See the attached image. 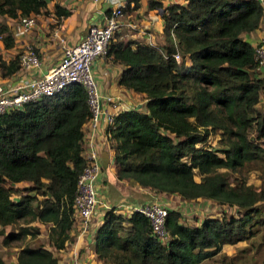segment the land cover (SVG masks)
<instances>
[{
  "label": "trees",
  "instance_id": "obj_1",
  "mask_svg": "<svg viewBox=\"0 0 264 264\" xmlns=\"http://www.w3.org/2000/svg\"><path fill=\"white\" fill-rule=\"evenodd\" d=\"M137 1L132 0L133 8ZM147 7L161 4L147 0ZM44 8L45 0H0V15L16 21ZM68 13L53 5L54 17ZM261 16L260 0H186L163 8L162 45L116 36L109 43L105 56L122 65L117 83L144 97L143 105L117 111L107 128L115 178H131L185 201L210 199L233 206L235 214L190 225L179 221V211L168 209L169 239L162 245L148 234L141 213L122 216L109 209L92 232L96 257L110 264H197L223 244L253 234L256 202L264 200V112L254 106L261 81L254 78L253 46L240 33L256 29ZM0 41L4 48L14 44L3 21ZM174 51L178 60L170 56ZM18 68L17 54L0 58L1 77ZM88 117L85 93L75 82L0 115V226L17 224L0 234L3 245L21 240L17 264H59L50 249L23 241L40 231L31 222L46 226L47 243L55 251L71 239L72 197L84 164L82 126ZM216 130L217 146L207 144ZM252 169L261 173L257 187L244 175ZM17 182L27 185L17 188ZM0 264H6L1 255Z\"/></svg>",
  "mask_w": 264,
  "mask_h": 264
},
{
  "label": "crops",
  "instance_id": "obj_2",
  "mask_svg": "<svg viewBox=\"0 0 264 264\" xmlns=\"http://www.w3.org/2000/svg\"><path fill=\"white\" fill-rule=\"evenodd\" d=\"M126 1L127 0H97V2L91 0H45V8L43 11L33 15L35 17L36 26L27 30L25 33L14 30V26L17 22L16 19L0 15V21L5 22L9 26L14 40V44L10 48H4L0 41V58L7 61L20 51L23 44H32L38 50L41 58V66L38 69L31 70L30 73L31 76L41 75L46 72L58 58L59 44L57 39L51 35L53 27L58 26V31L64 38L66 44H74L80 40L89 26L102 23L104 15L117 5L123 6L122 20L132 22L135 28H122L121 32L117 33L116 40L124 41L130 39L157 47L163 44V20L161 17L163 8L172 3L181 5L186 3V0H154L160 2L161 7L148 8L147 0H138L137 7L133 8L132 0H130L128 8H126ZM55 3L66 8L69 11L68 15L59 18L54 17L53 5ZM260 3L262 5V16L257 28L249 32L240 33V37L247 40L252 46L259 35L264 34V0H260ZM121 68L122 65L112 61L111 55L105 56V52L94 58L91 63L92 73L101 92L115 96L118 94L125 104L131 103L135 106L143 105V94L125 89L117 83ZM254 78L261 81V88L258 91L257 101L254 104L255 108L261 111L264 110V66L260 67V69L255 72ZM16 79V73L4 77L0 76V84L8 85L11 82H15ZM104 128V124L99 122L94 135V139L97 142L100 162V172L96 182L99 199L108 201L117 200L119 202H124L123 200H126L128 204L154 200L166 206L167 209H175L179 212L182 211L186 213L187 211L194 210L193 212H195L198 210V208L192 209L188 206L194 200H182L175 193L154 192L149 187L139 186L137 182L131 178L116 179L114 176L113 149L109 145V142L104 140ZM86 130L87 122H84L82 131L85 132ZM213 134L219 138L218 130ZM20 183L27 184L25 182H17L14 183V186ZM146 197L148 198L146 199ZM195 200L202 203H210L212 201L204 198H197ZM176 202L178 205L181 204L183 210L176 207ZM213 215L214 214H209V216ZM200 220V218L196 219L195 224H198ZM99 222V215L96 214L91 218V226L88 232L83 234H79L77 224H72L69 230L71 239L64 244L63 249L55 251L57 252L56 256L59 264H71L70 260L74 254L80 258V261L83 262L82 264H110L96 257L92 249V232Z\"/></svg>",
  "mask_w": 264,
  "mask_h": 264
},
{
  "label": "built area",
  "instance_id": "obj_3",
  "mask_svg": "<svg viewBox=\"0 0 264 264\" xmlns=\"http://www.w3.org/2000/svg\"><path fill=\"white\" fill-rule=\"evenodd\" d=\"M97 2V0H91ZM123 6L117 5L104 15L100 24L89 26L85 34L74 44H66L58 31V26L51 30L52 37L59 44L58 58L54 64L41 75L31 76V70L41 66L38 50L32 44H23L18 51L19 68L16 81L8 85L0 84V115L17 109L25 102H33L44 96L59 92L69 83H78L83 88L89 111L87 130L83 132L81 155L84 160L81 171L76 177L72 197L73 223L77 224L79 234L88 232L91 218L99 215L100 222L106 210L111 209L122 216L139 212L147 219L148 234L160 244L165 245L169 239L166 228L167 207L154 200L136 204L119 202L112 205L99 199L96 182L100 172L99 152L94 139L98 123L104 124V140H108L109 130L113 124L114 114L122 109H128L134 104H125L120 95L101 92L91 70L94 58L106 51L109 43L114 40L122 28L134 29L132 22L122 20ZM20 33L36 26L35 17L22 16L16 22ZM255 66L257 71L264 66V34L259 35L253 44ZM174 59H179L177 51L170 53ZM264 112V110H263ZM102 208L105 210L103 211ZM126 211V212H124ZM99 222V223H100ZM71 264H82L77 255H72Z\"/></svg>",
  "mask_w": 264,
  "mask_h": 264
},
{
  "label": "rangeland",
  "instance_id": "obj_4",
  "mask_svg": "<svg viewBox=\"0 0 264 264\" xmlns=\"http://www.w3.org/2000/svg\"><path fill=\"white\" fill-rule=\"evenodd\" d=\"M14 30H19L17 28V24H15ZM261 112H263V110H261ZM217 140L218 137L215 134H211L208 137L206 143L213 146H217ZM260 174L261 173L256 169H252L245 172L244 175L246 176V182L256 187L259 186L261 178L264 179V172L262 173L261 178ZM193 177L195 180H198V176L196 175V173L193 175ZM26 185L27 184L20 183L16 185V187L22 189ZM101 200L103 202H110L112 205H116L119 203V201L117 200ZM123 201L125 203L128 202L126 200ZM191 203L188 205L189 208H198V210L195 212H193L194 210H191L187 211L186 213L180 211L181 216L179 221L184 224L195 225L196 219L207 217L209 216V214H214L217 217L221 216L222 214H224L225 216L235 214L233 206H227L224 204L216 203L213 200L210 203H202L200 201L197 202V200H194ZM256 206L259 209V212H257L255 215L257 221H254L251 226L253 234L250 237H248L246 240H240L233 244H223L216 253L207 258H204L197 264H264V222L258 221V219L264 217V200H258L256 202ZM176 207L183 210L181 204L178 205L177 203ZM102 210L104 211L105 209L102 208ZM31 225L38 226L40 228V231L32 240L26 237L23 242L28 244H42L44 247L50 249L53 254L57 255V252H55V250L50 247L47 243L46 226L38 222H31ZM16 227L17 224L4 225L0 226V231L6 233L9 230L15 229ZM2 237L3 234H0V255L2 259L6 262V264H17L15 261V256L18 250V245L21 243V240L10 242L8 245H3L1 242Z\"/></svg>",
  "mask_w": 264,
  "mask_h": 264
}]
</instances>
